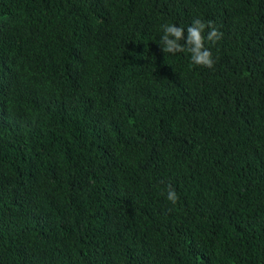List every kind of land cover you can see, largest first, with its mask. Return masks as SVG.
<instances>
[{"label": "trees", "instance_id": "1", "mask_svg": "<svg viewBox=\"0 0 264 264\" xmlns=\"http://www.w3.org/2000/svg\"><path fill=\"white\" fill-rule=\"evenodd\" d=\"M0 264H264V0H0Z\"/></svg>", "mask_w": 264, "mask_h": 264}]
</instances>
